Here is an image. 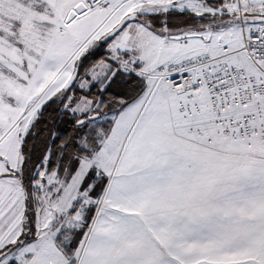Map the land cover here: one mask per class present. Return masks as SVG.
Listing matches in <instances>:
<instances>
[{"label":"snow or ice","instance_id":"obj_1","mask_svg":"<svg viewBox=\"0 0 264 264\" xmlns=\"http://www.w3.org/2000/svg\"><path fill=\"white\" fill-rule=\"evenodd\" d=\"M0 264H264V0H0Z\"/></svg>","mask_w":264,"mask_h":264}]
</instances>
